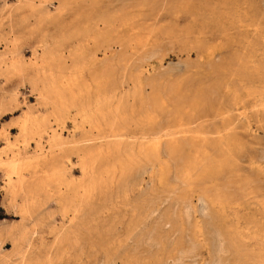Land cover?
Instances as JSON below:
<instances>
[{
    "label": "rangeland",
    "instance_id": "rangeland-1",
    "mask_svg": "<svg viewBox=\"0 0 264 264\" xmlns=\"http://www.w3.org/2000/svg\"><path fill=\"white\" fill-rule=\"evenodd\" d=\"M3 3L10 4L0 12L7 33L5 16L17 1ZM15 18L23 27L34 23L28 9ZM56 28V40L67 36L56 47L66 76L72 50L89 56L98 30L123 39L111 72L116 95L104 118L118 105L129 134L152 139L148 114L167 135L150 146L140 138L118 145L86 171L70 154L64 178L70 188L50 178L51 165L27 170L20 163L24 186L12 197L16 175L8 164L47 149L46 135L41 148L21 135L27 107L70 142L91 131L78 110L93 109L95 100L93 87L84 91L80 81L71 89L77 101L57 121L27 80L33 67L18 73L1 60L0 264L19 262L11 258L9 227L25 232L30 264H264V0H72L61 23H47L41 33L55 37ZM37 38H19L27 64L42 51ZM6 43L0 41V52ZM96 55L104 57L101 50ZM82 72L88 82L91 71ZM137 72L149 77L138 86L130 78ZM68 199L78 205L77 218L61 209Z\"/></svg>",
    "mask_w": 264,
    "mask_h": 264
},
{
    "label": "bare ground",
    "instance_id": "bare-ground-1",
    "mask_svg": "<svg viewBox=\"0 0 264 264\" xmlns=\"http://www.w3.org/2000/svg\"><path fill=\"white\" fill-rule=\"evenodd\" d=\"M16 1H17L16 7L9 9L7 16H5L6 19L8 20L7 33H1L0 30V41H7L6 50L4 52H0V61L3 59L9 60L8 66L10 67V69L18 73L19 72L22 73L23 71H25V69L26 70L28 69L29 71L30 70L29 67H33V71H32L33 74L27 80L31 85V88L34 91H37L39 96L38 98L40 99L39 103H41L43 106H47V105L51 106L52 108L51 115H53L57 119V121L59 119H65L68 114L69 107L73 106L75 101H77V98L75 99V96L71 92V89L80 81H83L82 90L84 91H88L91 86L93 87L94 95L92 99H94L95 102L93 105L94 106L93 109L92 108L89 109V107H87L86 105L84 107L82 106L83 108H80L78 110L79 111L78 114L81 115L83 120L86 118L85 122L90 123L89 129L91 131L86 134L83 133L84 135L79 139H75V138L74 140L70 139L71 140L70 142H66L63 138H61L60 134L57 132V129L54 128V126L46 125V121L43 122L42 120H40V118L37 115L31 114L32 112L31 106L27 107V109L25 110L24 119L20 126L21 135L24 139L29 136L34 137L37 148H41L42 139L44 138V135H46L47 138L45 141H46L47 149L46 151H42L40 149L39 151H36L34 154L31 155L25 153L26 155H24L23 157L20 156L18 158H14L8 164L11 173L16 175L15 181L10 182L9 185V190L12 197H15V193L18 192L19 188L24 186L23 185L24 175L21 174L22 172L20 173V169H21L20 163L24 164L25 165L24 168L27 170H29L33 164L38 165L42 162L51 165L50 178L57 181L59 185L64 184L65 187L70 188L72 183L64 179L65 174L67 172L66 166L70 160V154H75L79 158L81 169L86 171L89 165L92 164L94 157L102 158L104 155H107L108 153L117 151L118 145L119 146L121 144L126 145V143L130 145L134 143L136 141L135 138L142 139L140 140V142L142 141L143 144L144 142L143 140H145L146 138L145 133L144 134L142 133L143 131L141 132L142 134L140 137H136V135L134 134L131 135L128 133L127 128H125L126 119L124 115L120 113L118 105H114V107L112 105L113 112L110 111L109 113L111 116L108 118H104L105 116L104 114H106L105 110L109 106L108 103L112 101L116 95L115 85L117 84V80H115V78L111 75V72L115 70L113 65L116 63L115 62L116 59H119L120 56L123 55L122 52L126 45L125 41L118 37L113 38V40L110 39L109 35H111L110 34L111 30L109 28H107L104 31L98 30L95 35L93 51H91L89 56L86 54L87 57H83V59H80V57L77 55V49H73L71 52V55L73 57L72 73H70L67 76L63 75L62 72L59 70L60 67L57 66V63L61 62L62 55L61 53L57 52L56 47L57 44H60V41H66L67 36H65V34L62 33L60 36L61 38L59 37L60 39L56 40V38L58 39L57 33L59 34V32L56 33L57 31L56 28V30L54 29V32L56 33L55 37L52 34L51 37L49 38V35L41 33L42 32L41 28L44 27V25L47 23L53 24L55 26L57 25V23H61L63 16H65V14L68 13L70 9L72 0H16ZM123 1L135 2L136 0H123ZM7 4L8 3H3V5L0 7V12H2L6 8ZM9 5H7V7ZM22 9H28L32 17H34V23H32L30 26L23 27V25L25 24L23 19L16 20L15 18L18 11ZM157 17L158 14L154 16V21L158 19ZM1 19L3 20V18ZM1 19H0V24L2 23ZM107 21L109 20L107 19L104 23H110ZM19 28L24 29L22 35L18 34L17 30ZM37 34H39V39L37 38L38 40L36 39L35 41L37 42L36 43L37 47L38 44L41 46L42 51L40 54L38 53L39 55L36 57V61L33 64H27L23 60L21 49L18 46V41L19 38L21 37L25 36L27 38L29 37L33 38V36H36ZM7 36H9V39ZM98 50H101L103 52L104 57L102 59L97 58L96 52ZM56 66L58 67V72L55 71ZM83 68H87L91 71V78L89 81L87 80L88 82H84L82 73H84L85 71L82 72ZM140 73L137 72L135 76L130 77L131 81L135 82L137 86L142 84V82L145 83V80L149 78L148 77L141 79L142 76ZM84 75L86 76V74ZM86 77L88 78V76ZM63 92H68L70 94L69 97L65 98ZM12 98H14V96ZM78 100L80 99L78 98ZM6 104L7 101L5 102V105ZM156 104L158 103L156 102ZM109 107H111V105ZM108 110L110 109L108 108ZM94 116L100 119L99 120L95 119V121H93L92 117ZM146 117L147 118L144 123L146 124L147 127L149 128L151 127L152 130H154V132H152L151 134L153 136L151 137L152 139L145 140L143 145L150 146L152 145L151 143L153 141H157L163 136H166L167 132L166 130H163L160 127L155 126L154 128L151 126L155 122L153 116H148L147 114ZM147 136H149V134H147ZM153 145H155V143H153ZM84 174H86V172ZM74 188L75 187H73V189ZM71 194L74 195L73 192H70V195ZM12 197H10V199ZM64 202L65 204L61 208L62 211L72 212L73 214L71 213V215H73V219H74L79 209L78 205L73 206L72 202L74 201L72 199H68ZM13 205L14 203L12 204V206ZM81 208L82 207H80V210ZM21 209L22 212L27 214V208L25 207V205L22 204ZM72 221L71 224H73ZM5 231L8 232L12 237V249L10 251L12 260H16V261L19 260L17 264H30L29 262H27L29 259L27 260L25 258L26 250H24V246H23L24 243H26L25 232H23L22 229L20 228L14 230L11 227L5 229ZM73 234H75V232ZM66 241H68V239ZM27 252L30 253V251ZM31 256H29L28 258H30ZM1 259L3 260L2 257Z\"/></svg>",
    "mask_w": 264,
    "mask_h": 264
}]
</instances>
